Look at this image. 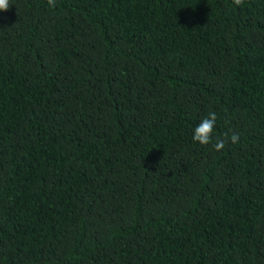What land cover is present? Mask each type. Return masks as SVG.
Masks as SVG:
<instances>
[{
    "label": "trees",
    "instance_id": "obj_1",
    "mask_svg": "<svg viewBox=\"0 0 264 264\" xmlns=\"http://www.w3.org/2000/svg\"><path fill=\"white\" fill-rule=\"evenodd\" d=\"M10 5L0 264H264V0Z\"/></svg>",
    "mask_w": 264,
    "mask_h": 264
},
{
    "label": "clouds",
    "instance_id": "obj_2",
    "mask_svg": "<svg viewBox=\"0 0 264 264\" xmlns=\"http://www.w3.org/2000/svg\"><path fill=\"white\" fill-rule=\"evenodd\" d=\"M49 7L56 6V0H47ZM236 6H242L244 0H233ZM10 0H0V12H6L10 9ZM217 115L215 112H210L206 117L201 119L193 130L192 139L201 145H209L213 143V134L216 127ZM235 144L239 141V133L233 132L231 136L225 134L224 139H216L213 147L216 151H220L225 147L226 142Z\"/></svg>",
    "mask_w": 264,
    "mask_h": 264
}]
</instances>
